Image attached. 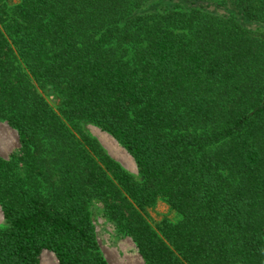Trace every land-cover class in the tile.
<instances>
[{
    "label": "trees",
    "instance_id": "trees-1",
    "mask_svg": "<svg viewBox=\"0 0 264 264\" xmlns=\"http://www.w3.org/2000/svg\"><path fill=\"white\" fill-rule=\"evenodd\" d=\"M0 122V264H264V0H0Z\"/></svg>",
    "mask_w": 264,
    "mask_h": 264
},
{
    "label": "rangeland",
    "instance_id": "rangeland-1",
    "mask_svg": "<svg viewBox=\"0 0 264 264\" xmlns=\"http://www.w3.org/2000/svg\"><path fill=\"white\" fill-rule=\"evenodd\" d=\"M17 2L18 0H9L11 5ZM48 101L52 106H55L58 100L49 97ZM83 129L95 138L105 151L125 170L138 177L133 159L111 136L91 125L83 124ZM17 148L18 138L16 132L6 123L0 122V157L8 159ZM146 214L151 224L160 221L164 217L172 219V216H175L177 220L180 219L177 213L170 212L168 207L160 201L153 208L148 209ZM3 223L4 220L0 210V225ZM94 225L100 251L108 264H144L131 239L118 235L113 224L104 217L100 203H96ZM39 264L58 263L52 253L43 252L40 256Z\"/></svg>",
    "mask_w": 264,
    "mask_h": 264
}]
</instances>
